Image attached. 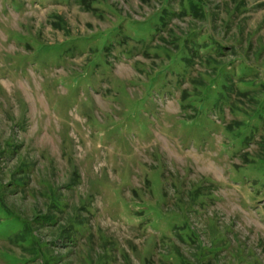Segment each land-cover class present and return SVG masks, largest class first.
<instances>
[{
    "label": "rangeland",
    "instance_id": "obj_1",
    "mask_svg": "<svg viewBox=\"0 0 264 264\" xmlns=\"http://www.w3.org/2000/svg\"><path fill=\"white\" fill-rule=\"evenodd\" d=\"M205 2L0 0V264H264V0Z\"/></svg>",
    "mask_w": 264,
    "mask_h": 264
},
{
    "label": "trees",
    "instance_id": "obj_2",
    "mask_svg": "<svg viewBox=\"0 0 264 264\" xmlns=\"http://www.w3.org/2000/svg\"><path fill=\"white\" fill-rule=\"evenodd\" d=\"M186 1L187 0H185V3H186ZM197 1V2H196ZM181 2H182V0H181ZM189 2H190V5H193V4H195V5H199V8L198 9H191V12H192V15H193V17L196 19V20H199V19H203V17L205 16V18H206V13H205V11L208 9V5L206 4V2H205V0H189ZM195 5H193V6H195ZM196 7V6H195ZM185 16V15H184ZM194 26V25H193ZM211 37V45H210V48H209V50L208 51H206V53H204L206 56L205 57H203L202 55L199 57V60H201V63H204V65L209 69V71L208 72H206L205 73V76H210V78L211 79H216V78H218L219 77V75L222 73V69H220L219 68V66L221 65V62H220V60H218L216 57H214V56H212L211 54H210V50H212L213 49V47H214V45L215 46H217V47H219V48H223V50H227V49H225L226 47H225V45L221 42V41H218L217 39H215V38H213V36H210ZM187 45V44H186ZM206 46V45H205ZM196 47V46H195ZM198 48V46L196 47V49ZM231 49V51L233 52V54H239V52H238V50H236L237 48L236 47H231L230 48ZM229 49V50H230ZM193 56H194V53L192 54ZM255 65L253 64V72H254V70H255ZM254 74V73H253ZM252 74V78H251V83L253 84V78L255 77L254 75ZM214 76H216V77H214ZM256 78H258V77H256ZM201 79V78H200ZM199 78H198V83L199 84H201V82H202V80H200ZM240 81V80H239ZM250 81V79L249 80H243V81H241L243 84H248V82ZM256 82H258V87H259V89H260V93H258V91H255V89H253L252 88V86L250 85V87H248L249 89H248V91L247 92H241L240 90H236L237 91V93L239 94V95H241L242 97H245L247 94H250V97H251V102L253 103V105H254V112H253V115L251 116V118H252V121H262L263 120V118H262V116L261 115H256L255 113H256V111H259V110H261V109H263V105H264V79L263 80H260V79H258V81H256ZM222 83H224V78H223V81H222ZM235 91V92H236ZM260 94V95H259ZM257 95V96H256ZM189 95L188 94H184V91H182V93H181V100H187V99H192V102H193V97H188ZM190 104V103H189ZM188 105V104H187ZM255 118V119H254ZM263 124H264V122H263ZM234 125H236V126H240L241 125V123H240V121L238 122H234ZM228 126V125H227ZM256 128V127H255ZM261 132L263 133V135H264V129H262L261 130ZM261 143L263 144V147H260L258 150H257V152H256V154L255 155H257V156H260V155H262V154H264V141H262L261 140ZM244 161H245V163H250L251 161H249L248 159H247V157H245V155H244ZM237 168H240V167H237ZM17 182V181H16ZM19 183V181L17 182V184ZM16 184V185H17ZM154 208H152V214L155 212V210H153ZM181 214V213H180ZM175 217H178V216H175ZM179 218V217H178ZM155 219H162L161 217H158V218H155ZM157 223H155V225H156ZM172 229V233L174 232V228H171ZM180 229V231H182V230H184V231H186V232H184V235L183 234H180V236L181 237H186L187 239H189L190 240V236H189V231L185 228V226H182V227H180L179 228ZM178 258L180 259V262L181 263H188L185 259H184V257L181 255V256H179L178 255Z\"/></svg>",
    "mask_w": 264,
    "mask_h": 264
}]
</instances>
